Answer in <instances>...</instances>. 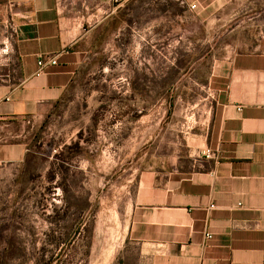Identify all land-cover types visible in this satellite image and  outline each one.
Segmentation results:
<instances>
[{
  "label": "crops",
  "instance_id": "obj_1",
  "mask_svg": "<svg viewBox=\"0 0 264 264\" xmlns=\"http://www.w3.org/2000/svg\"><path fill=\"white\" fill-rule=\"evenodd\" d=\"M183 1L205 11L227 0ZM135 3L0 0V188L11 196L39 119L95 75L109 46L135 52ZM207 85L190 152H154L140 174L126 234L140 264H264V52L234 55Z\"/></svg>",
  "mask_w": 264,
  "mask_h": 264
},
{
  "label": "rangeland",
  "instance_id": "obj_2",
  "mask_svg": "<svg viewBox=\"0 0 264 264\" xmlns=\"http://www.w3.org/2000/svg\"><path fill=\"white\" fill-rule=\"evenodd\" d=\"M135 25L134 53L126 41L109 46L95 75L34 125L33 142L51 164L33 189L11 196L0 188L7 264H140L126 234L151 154L190 152L187 132L205 121L213 71L236 54L264 52V0L205 11L183 0H136Z\"/></svg>",
  "mask_w": 264,
  "mask_h": 264
},
{
  "label": "trees",
  "instance_id": "obj_3",
  "mask_svg": "<svg viewBox=\"0 0 264 264\" xmlns=\"http://www.w3.org/2000/svg\"><path fill=\"white\" fill-rule=\"evenodd\" d=\"M77 147V144L67 146L65 150L61 152L62 157H65L64 154L67 151ZM48 153V150H45V152L41 151V145L39 143L35 141L31 143L29 147V152L27 153L25 158L23 169L20 173L19 183L21 185L17 194L18 196L25 193L29 188L33 189V183L39 177L41 169L45 168V166L49 162ZM68 161L69 159L67 158L65 160H61V163L59 164V169L65 170V163H68ZM49 164H51V162H49ZM48 178H53L52 167L48 169ZM63 179L67 181L66 176H63ZM11 244L9 242V245ZM6 250H8V247H5V250L0 253V264H7L8 262Z\"/></svg>",
  "mask_w": 264,
  "mask_h": 264
},
{
  "label": "built area",
  "instance_id": "obj_4",
  "mask_svg": "<svg viewBox=\"0 0 264 264\" xmlns=\"http://www.w3.org/2000/svg\"><path fill=\"white\" fill-rule=\"evenodd\" d=\"M196 7H197V4H195V3L190 4L191 9H195ZM56 63H57V61L55 58H51L47 63H44L43 61H39L38 62L39 70L37 71V74L40 75L41 73L44 72V70L47 66L55 65ZM202 153L204 155H209L211 152L209 149H207V150H202ZM208 237H210V235H208Z\"/></svg>",
  "mask_w": 264,
  "mask_h": 264
}]
</instances>
